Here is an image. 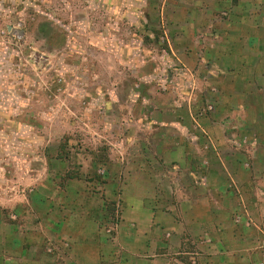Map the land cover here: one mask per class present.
I'll return each mask as SVG.
<instances>
[{
  "label": "rangeland",
  "instance_id": "374dc122",
  "mask_svg": "<svg viewBox=\"0 0 264 264\" xmlns=\"http://www.w3.org/2000/svg\"><path fill=\"white\" fill-rule=\"evenodd\" d=\"M261 113L264 0H0V264H196L175 251L218 239L190 237L191 166L233 189L225 225L246 240L226 245L261 263Z\"/></svg>",
  "mask_w": 264,
  "mask_h": 264
},
{
  "label": "crops",
  "instance_id": "0c3cea01",
  "mask_svg": "<svg viewBox=\"0 0 264 264\" xmlns=\"http://www.w3.org/2000/svg\"><path fill=\"white\" fill-rule=\"evenodd\" d=\"M260 40H256L257 45L259 44ZM254 92H248V94H253ZM245 103L240 104V107L242 108L245 107L244 106ZM264 113L259 114L258 118H255L253 122H249L252 125V128L254 127V131H256L257 135L255 134L254 137L251 139V144L253 145V149L254 151H258L261 148H264V132H261L258 130V128L260 129V127H258V124H260L263 120H264ZM263 118V119H262ZM244 130L242 129L241 131H247L248 128L247 125L248 123L244 124ZM210 140V144L212 146V149H214L215 155L219 156L218 153L216 152L217 149L215 147V144L213 143L212 139H210V137H208ZM242 142H245L246 138H241ZM231 141V140H230ZM237 141V140H236ZM236 141H231L233 143H239V140ZM240 145V144H239ZM257 154V153H256ZM191 151L187 152V150L183 149V153L182 156H185V158L187 160H191ZM228 156V155H227ZM227 156H225V159L227 158ZM243 158V157H242ZM240 158V155L237 156V162L239 164V160L242 159ZM230 159V158H229ZM233 159V158H232ZM257 157L253 158V162L257 161ZM219 162H217V166L220 168H217V172L222 171L223 173H227V175H229V172L227 171V167H225V164L223 161H221V159H218ZM236 161V159H235ZM206 163V161H205ZM217 172L211 171V169H207V174L208 176H211L210 174H217ZM253 172V169H252ZM200 171H196V168L194 166H191L190 170H189V174H190V178H191V182H193L192 187L190 188V191H193L195 193V198L189 199L190 201H188L187 205H185L186 207H188V209L190 208L189 215H186L185 217H183L185 220H188L190 223H192L194 226H191L194 229V231H190V237L193 240L194 239V233H198V228H197V224H201V223H208V224H212L210 229H207V227L204 226V230H201L204 234H205V238H211L210 236L217 238L218 241H216L217 245L213 244V245H207L204 244L202 245H196L195 244V248L192 249H178L177 251H175L176 255H190L189 259H195L196 264H247L246 263V258H252L253 256H255V251L254 250H250V251H243L240 246L237 247H230L227 244V239L230 238H234L236 239V241L238 243L240 242H244L246 240V232L241 230L240 228H232V229H228V227L225 225L226 222L228 221V218H230V214L231 212H229V210H227V206L231 205L229 202V198L228 195L231 191H233V189H229L228 185L225 189L224 186L221 187V185H212L209 182H207V184L202 185L198 182L197 180V176L199 175ZM254 175V174H253ZM192 178H194V181H192ZM193 188V189H192ZM221 190V193L219 197H223V195L225 194V197L223 198V200L221 199H217L215 198V194L219 195V193H217L218 190ZM200 191V192H199ZM208 192L207 196L208 197H204V195L200 196V194H202V192ZM241 197V196H239ZM212 200V201H211ZM239 202L237 203L238 207H243L244 206V202L242 200V198H239ZM180 202V201H178ZM190 203V204H189ZM259 204V203H257ZM207 208V212H204V214L201 216L200 214H196L195 211L197 208ZM196 208V209H195ZM195 209V210H194ZM217 210V211H216ZM216 211V212H215ZM154 211H152L153 213ZM154 218V217H153ZM151 217V221H150V225H153L155 222V220ZM179 221V220H178ZM229 222V221H228ZM227 222V223H228ZM228 229V230H227ZM227 231V232H226ZM95 235L92 237L94 239ZM97 237V236H96ZM71 238V240H75L76 242H79L80 239H85L86 238V233H81V236L79 237H69V239ZM99 238V237H98ZM97 239V238H95ZM226 239V240H225ZM77 252H75L78 255H87L85 253V249H83L82 246H77ZM99 248V247H98ZM97 248V249H98ZM199 248V249H198ZM72 249H74V247H72ZM96 249V250H97ZM101 248H99L98 250H100ZM147 254L146 252H144L143 255H139L136 258H138L137 260L141 259L142 257H147L148 255H150V259H151V264H163L161 261L162 260H166L164 257L167 255H170L171 251L165 249V250H161V249H154L153 251H150L147 249ZM108 252H104L101 251L100 254H98L97 256H95L96 258L100 259L104 264H138L134 261V259L132 258V255L130 254H126L125 257H123L119 262H117L116 257H114L113 252H111V250H109ZM257 255L258 256H262V252L261 251H257ZM196 256V257H195ZM263 258V257H262ZM261 258V263L257 262V263H251V264H264L263 259ZM175 261L178 264H187V262L183 259V257H178L175 258ZM263 261V262H262ZM164 264H173L170 261L164 263ZM189 264V263H188ZM193 264V263H190Z\"/></svg>",
  "mask_w": 264,
  "mask_h": 264
}]
</instances>
